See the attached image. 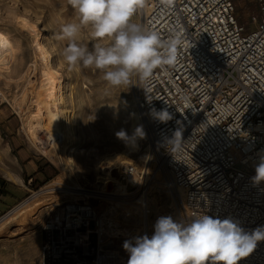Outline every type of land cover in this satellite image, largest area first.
<instances>
[{
	"label": "built area",
	"instance_id": "built-area-1",
	"mask_svg": "<svg viewBox=\"0 0 264 264\" xmlns=\"http://www.w3.org/2000/svg\"><path fill=\"white\" fill-rule=\"evenodd\" d=\"M259 3L251 31L239 23L233 0H145L134 15L163 41L177 35L182 41L175 65H162L147 81L134 75L131 88L148 165L164 170L183 224L208 215L245 232L264 227V181L252 179L264 157V0ZM161 110L171 119L161 122L155 115ZM121 175L133 189L127 198L139 195L146 213L143 171L128 164ZM91 200L82 196L43 223L40 264H128L115 239L104 236L102 213ZM238 264H264V241Z\"/></svg>",
	"mask_w": 264,
	"mask_h": 264
},
{
	"label": "rangeland",
	"instance_id": "rangeland-1",
	"mask_svg": "<svg viewBox=\"0 0 264 264\" xmlns=\"http://www.w3.org/2000/svg\"><path fill=\"white\" fill-rule=\"evenodd\" d=\"M233 1L238 20L248 31L254 30L252 17L260 18L255 2ZM77 22L68 0H0V33L16 48L6 65L0 63V264H40L43 223L82 196L92 197L102 213L105 237H113L116 231L130 232L115 239L128 259L124 242L151 237L158 218L170 216L183 224L176 191L160 166L151 168L145 162L149 152L145 136L133 135L138 126L143 128V120L140 117V123L134 122L139 111L131 81L112 87L103 80L102 72L93 68L71 70L66 63L63 50L68 42L60 38L61 29L66 23ZM132 22L139 24L135 17ZM90 33V28L82 29L78 42L89 49L97 42L110 43L107 39L94 40ZM38 45L44 49V61L37 52ZM47 61L63 90L64 116L72 118L68 138L51 147L45 132L37 129L34 133L32 128L40 118L45 123L47 109L56 112L49 97ZM120 130L128 134V140L117 138ZM133 140L141 145V153L131 150ZM48 152L53 156L49 158ZM122 154L130 156L143 175L144 166L148 167L144 178L149 187L148 211L128 221L119 214L125 206L139 201V195L127 198L133 189L122 179V165L107 162V157ZM119 186L125 188L126 196ZM67 188L74 190L67 193Z\"/></svg>",
	"mask_w": 264,
	"mask_h": 264
},
{
	"label": "clouds",
	"instance_id": "clouds-1",
	"mask_svg": "<svg viewBox=\"0 0 264 264\" xmlns=\"http://www.w3.org/2000/svg\"><path fill=\"white\" fill-rule=\"evenodd\" d=\"M171 5L173 0H162ZM76 13L77 23H66L61 29V39L67 40L63 57L71 70L93 68L102 72L103 80L112 87L130 84L135 75L149 80L162 65L173 66L177 62V48L182 43L179 35L163 41L155 31H149L133 23L132 18L145 7V0H68ZM84 28L91 29V37L97 41L89 49L78 42ZM161 122L171 119L167 110L155 113ZM143 138L145 133L138 126L133 134ZM118 139L128 140L124 130L116 133ZM181 136L179 131L175 139ZM174 139V140H175ZM254 183L264 181V157L256 166ZM154 234L125 241L129 253L128 264H238L248 257L264 241V227L245 232L230 219L198 216L187 224L175 222L170 216H162L154 225Z\"/></svg>",
	"mask_w": 264,
	"mask_h": 264
},
{
	"label": "bare ground",
	"instance_id": "bare-ground-1",
	"mask_svg": "<svg viewBox=\"0 0 264 264\" xmlns=\"http://www.w3.org/2000/svg\"><path fill=\"white\" fill-rule=\"evenodd\" d=\"M36 49H38V51L37 50L36 51L38 52L39 56L42 58L41 60L44 61V59H46L45 58V52L43 51L44 49L39 45H38V47H36ZM15 53H16V48L14 47V45L11 43V41L5 35L0 33V63H2L3 65H6L10 61L9 58H12ZM44 65L46 67L45 69L47 70L46 73L48 75V81H49V85H50L49 97L52 99L51 104L55 105L56 112L53 113L47 109V112H46L47 119L45 120V123H43L44 119L41 120V118H40V120H38L36 122V125L33 126L32 128L34 130V133L36 132L37 129H40L42 132H45L44 133L45 134L44 135L45 140L48 141L47 142L49 144L48 146L51 147V145L56 146L57 141H58V144L63 143L68 138L69 134L72 131V120H71L72 118H70V117L67 118L64 116L67 112V108H66V102H65L64 97H63V90L60 87V85L58 84L54 74L52 73L53 71L50 68L51 66H49V62L47 61L46 64H44ZM38 115H39V113H38ZM40 115H41V111H40ZM134 116L136 117V121L134 120V122L140 123V121H141L140 117L141 116L139 115V112L136 111ZM140 146L141 145L139 144V142L137 140H133L131 142V150H133L136 154L141 153L142 150H140ZM129 148H130V145H129ZM127 150L129 151V149H127ZM50 153L48 156L49 158L53 156V155L50 156ZM145 160H147V159H145ZM107 162L111 163V164H113L112 162H119V164H120L119 166L122 165L121 167H123L124 165L133 164L137 168H141L140 166H138V164L136 162L133 161V159L130 156H128L126 154H122L120 157H118L117 155L109 156V157H107ZM145 162H147V161H145ZM69 163H70V167L72 168L73 162L69 161ZM147 165L144 166L145 171H144L143 179L145 178V175L146 176L148 175V173L146 172V168H148ZM144 168H143V170H144ZM139 178H141V176H139ZM118 188L121 189L122 194L125 193L122 196H126L125 188L122 186H119ZM66 190H69V193H70V190L73 191L74 189L67 188L64 191L67 192ZM75 192L77 194V191H75ZM147 201H148V199H147ZM140 213H142V205H141V202L139 203V201H137L135 203L129 204V206H125V209L119 215H120V219H122L123 221H128L129 218H131L134 215H138ZM110 218H112V217L110 216ZM9 219H11V218H9ZM143 221L144 220L142 219V223H143ZM6 222H7V220H6ZM99 223H100V226L103 228L102 220H100ZM128 233L130 234V232L126 231V230L116 231L114 233V236L111 238H113V239L118 238L119 239V237L122 236V234L127 235Z\"/></svg>",
	"mask_w": 264,
	"mask_h": 264
},
{
	"label": "crops",
	"instance_id": "crops-1",
	"mask_svg": "<svg viewBox=\"0 0 264 264\" xmlns=\"http://www.w3.org/2000/svg\"><path fill=\"white\" fill-rule=\"evenodd\" d=\"M247 1L249 2V1H251V0H247ZM253 2H255L256 6H257V9H258V11H259V5H260L259 0H253ZM239 23H240L241 25L245 26L242 22L239 21Z\"/></svg>",
	"mask_w": 264,
	"mask_h": 264
}]
</instances>
